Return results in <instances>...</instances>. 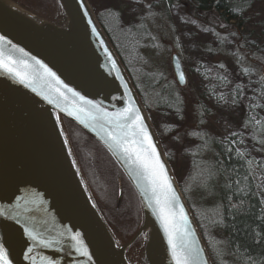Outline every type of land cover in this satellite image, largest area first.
<instances>
[{"label":"water","instance_id":"obj_1","mask_svg":"<svg viewBox=\"0 0 264 264\" xmlns=\"http://www.w3.org/2000/svg\"><path fill=\"white\" fill-rule=\"evenodd\" d=\"M56 1L58 19L18 0H0V246L6 258L10 264H47L44 258L54 264H176L170 236L182 254L181 235L187 232L183 238L198 250L200 264H213L141 97L91 4ZM172 66L178 84L185 86L178 54ZM132 107L167 169L177 197L174 208L165 207L170 193L154 191L135 160L137 145H127L133 139L131 122L117 127L116 114ZM64 120L105 148L133 188L141 222L131 240L120 241L94 200ZM29 231L52 241V247L34 241ZM139 238L142 251L131 257Z\"/></svg>","mask_w":264,"mask_h":264},{"label":"rangeland","instance_id":"obj_2","mask_svg":"<svg viewBox=\"0 0 264 264\" xmlns=\"http://www.w3.org/2000/svg\"><path fill=\"white\" fill-rule=\"evenodd\" d=\"M18 1L43 15L54 19L60 17L56 0ZM88 1L96 15L112 26L117 23L128 27L123 32L128 39L133 38L132 26L143 25L147 29L153 52L150 55L143 51L144 56L136 57L134 72L153 112L156 127L166 137L167 148L181 174L189 171L187 152L192 137L201 133L218 138L236 135L240 146L254 156L264 170V2L249 10L242 29L245 40H239L234 33H216L195 21L187 5L174 4L161 9L159 0ZM253 51L258 56H252ZM174 54L180 56L186 72L187 83L183 87L174 74ZM155 71L163 75L164 83L168 85L170 82L183 99L181 112L160 109L159 102H155V89L151 91L143 79ZM154 82L152 79L149 85ZM63 122L69 141L74 143L77 157L80 156L78 164L84 168L94 200L120 241L131 240L141 222L133 189L123 180L119 201L118 192L112 191L107 173L87 161L86 139L73 125ZM261 182L264 185V172ZM141 251L142 238H139L129 254L139 255Z\"/></svg>","mask_w":264,"mask_h":264},{"label":"trees","instance_id":"obj_3","mask_svg":"<svg viewBox=\"0 0 264 264\" xmlns=\"http://www.w3.org/2000/svg\"><path fill=\"white\" fill-rule=\"evenodd\" d=\"M262 2L264 0H159L158 6L162 9L174 4L187 5L191 16L198 23L208 26L216 33H234L239 40H245L242 29L249 10ZM96 16L141 97L213 264H264V185L261 182L264 170L258 160L240 146L236 135L218 138L201 133L192 137V144L187 152L189 171L185 175L181 174L167 148L166 137L156 127L153 112L146 103L134 72L136 70L133 63L140 55L144 56L143 51L150 55L153 52L147 29L143 25L132 26L134 39H128L123 33L128 27L122 24L118 26L117 23L112 26L110 22ZM262 27L264 34V24ZM256 53L252 56H258ZM150 55L146 57L149 58ZM262 70L264 71V67ZM156 72L143 78L151 91L155 89V102H159L160 109L181 112L183 99L174 90V86L170 82L165 84L164 76ZM152 79L155 82L150 86ZM65 121L86 139V154H89L87 161L96 164L97 170L107 173L114 193L118 192L119 181L125 180L129 184L105 148L79 127ZM71 144L78 162L80 156L77 157L74 143ZM80 169L85 178L83 166ZM129 186L131 187L130 184ZM136 199L141 214L137 196Z\"/></svg>","mask_w":264,"mask_h":264},{"label":"snow or ice","instance_id":"obj_4","mask_svg":"<svg viewBox=\"0 0 264 264\" xmlns=\"http://www.w3.org/2000/svg\"><path fill=\"white\" fill-rule=\"evenodd\" d=\"M0 39L3 38L0 37ZM50 74L54 76V73H50ZM181 80H183V74H181ZM85 103L90 104L91 102L85 101ZM93 107H97V106L93 105ZM115 119L117 122V127L126 128L129 126V122H131L133 139L127 140V145H137V148L133 151L135 160L140 162L142 169L147 173L148 177L151 179L154 186V191L157 188H163L170 193V196L165 201V207L174 208L177 203V197L175 191L172 188L170 178L167 176V169L159 157V153L156 149L155 144L152 141L151 135L146 130V125L143 123V117L136 108L132 107L123 110V112L121 113H117ZM121 121H123L124 123L121 124L120 123ZM112 139L117 143H124V141H121L115 135H112ZM124 151L129 152L130 147L125 146ZM179 215L180 218L186 222V214H184L182 206L180 208ZM28 235L34 241L38 240V242L44 247L50 248L53 245L52 241H48L44 238L38 237V234H34L32 231H29ZM187 235H188L187 232H183L181 235L180 247L182 248V254L176 253L175 250L177 249V245L173 243V240L170 236V243L173 244L174 255H176V264H200L199 260L197 259L198 250H194L191 247V242L186 241L183 238ZM29 251H31V249ZM83 254H87V253L84 252ZM6 257H7L6 252L4 251L3 247L0 246V264H10V261ZM44 259L47 261V264H54L52 260L48 258H44Z\"/></svg>","mask_w":264,"mask_h":264}]
</instances>
